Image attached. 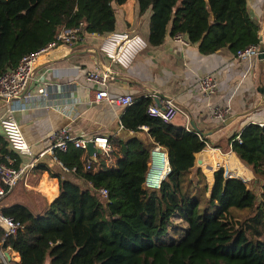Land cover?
<instances>
[{
  "label": "trees",
  "instance_id": "obj_1",
  "mask_svg": "<svg viewBox=\"0 0 264 264\" xmlns=\"http://www.w3.org/2000/svg\"><path fill=\"white\" fill-rule=\"evenodd\" d=\"M126 1L0 0V75L49 43L60 27L97 35L113 32L114 10ZM134 1L139 16L150 11V46L161 44L166 35L182 34L208 55L221 48L234 53L258 42L259 27L246 0ZM151 102L133 97L124 107L122 129L145 127L149 140L110 136L120 154L114 166L85 169L81 150L54 151L79 178L77 183L37 163L33 171L56 178L58 193L40 213L21 203L1 207L3 215L23 225L6 236L0 227V251L18 257L7 264H264V125L248 123L228 137L230 150L257 178L259 191L218 169L203 188L207 197L200 200L183 185L187 175L197 179L195 156L207 139L147 115ZM154 146L165 151L169 171L157 190H148L143 179ZM5 157L14 158V166L20 163L0 131V161Z\"/></svg>",
  "mask_w": 264,
  "mask_h": 264
},
{
  "label": "crops",
  "instance_id": "obj_2",
  "mask_svg": "<svg viewBox=\"0 0 264 264\" xmlns=\"http://www.w3.org/2000/svg\"><path fill=\"white\" fill-rule=\"evenodd\" d=\"M246 7L259 27L260 37L264 34V0H246ZM149 14L150 11H145L139 16L134 0H127L114 10L113 31L138 35L145 42L144 47L134 52L125 69L109 63L98 52V44L106 34L85 33L83 40L58 46L44 55L34 68V77L42 74L40 81L44 82L47 96L30 100L19 94L13 101L19 108L13 112V117L31 153L35 155L47 149L51 144L50 134L62 128L71 136L85 134L104 135L108 139L114 136L119 139L135 137L142 142L149 140L144 127L136 132L122 129L119 117L123 106L92 99L95 85L85 77L87 72L95 70L107 74L106 90L110 98L125 94L132 98L149 97L152 102L155 98H173L182 113L170 123L184 127L188 119L189 127L192 122L207 139V144L195 156L194 172L205 176L208 172L205 167L218 162L224 165L226 175L237 176L234 174L238 169L248 167L230 150L228 137L245 124L264 125V58L239 62L227 48L202 55L196 44L183 45L168 35L161 44L150 46L146 42ZM182 39L186 37L183 35ZM204 75H211L216 82L215 91L209 95L199 89V79ZM31 86L32 83L28 88ZM215 106L227 109L222 121L211 116V108ZM6 107V101L0 98V117L5 115ZM109 143V158L100 161L97 160L99 155L91 159L84 154L82 160L92 161V170L111 164L120 154L112 140ZM40 162L61 177L79 182L70 171H62L48 153ZM207 178L211 181L212 173L206 175ZM57 189L56 178L48 177L45 171L37 174L32 170L26 186L16 185L1 204L21 203L32 212L40 213L45 204L57 196ZM9 257L14 262L18 260L16 253H9Z\"/></svg>",
  "mask_w": 264,
  "mask_h": 264
},
{
  "label": "built area",
  "instance_id": "obj_3",
  "mask_svg": "<svg viewBox=\"0 0 264 264\" xmlns=\"http://www.w3.org/2000/svg\"><path fill=\"white\" fill-rule=\"evenodd\" d=\"M84 35L85 33L80 27H60L49 43L24 55L20 58L13 69L0 75V98L4 99L7 105L5 115L0 117V131L7 142L9 149L20 158V163L16 166L12 165L14 158L5 157V162L0 161V227L3 229L5 236L15 235L17 231L22 229L23 225L13 217L5 216L1 213V201L16 185L21 184L26 186L33 168L40 162L44 154L48 153L52 161H54L64 172L71 170L62 166L55 158L54 151L56 150L62 153L66 152L69 147L81 150L82 155L80 160L83 162L85 169H92L88 159H85V161L82 160L83 155L87 154L86 146L88 143H92L95 149L98 150V153H92L91 159H95L98 155H102L104 158H109L111 148L108 137L104 135L89 136L85 134L71 136L65 128L53 131L49 137L51 140L50 146L34 155L31 153L20 128L13 117V112L19 109L18 105H15L13 101L21 91L24 90V88L28 89H26V92L23 94L27 99H44L47 96L46 88L43 86L44 82L40 81L42 74L34 77V68L44 55L58 46H69L75 42L81 41L84 39ZM182 36V34H177L174 36V39L181 44L186 45L187 41L183 40ZM144 46L145 42L138 35L128 34L127 32L122 31H113L102 38L98 44L97 50L109 61V63L116 65L121 69H125L129 66L134 52ZM260 47H262V55L264 58L263 33L260 35V40L256 44L237 49L233 53V57L239 62L255 61L258 59L257 55ZM85 78L88 82L95 85L92 90L93 100H105L123 107L132 103V97L128 94L119 95L114 98L109 97L106 90L108 78L106 73H98L95 70H92L86 73ZM30 83H32L33 86L28 88ZM198 84L199 89L204 95H209L216 89V82L211 75H204L201 77ZM145 112L147 115L156 117L165 123H170L178 114L182 113L175 100L171 97L158 100V102H151L146 107ZM226 114L227 109L225 108L216 106L211 108V116L219 121H222ZM184 128L188 131L191 130L188 119L185 122ZM235 139L238 140L237 135L235 136ZM162 168L163 172H160V169ZM205 168L210 173L222 169L225 177H236L226 175L228 173L226 171L224 172V165L218 162L211 163ZM168 171L169 168L165 151L159 146H154L149 151L143 186L148 190H157L160 186L161 180L165 177ZM99 193L102 197H105L106 190L101 188L99 189ZM0 261L3 264H7L3 252L1 251Z\"/></svg>",
  "mask_w": 264,
  "mask_h": 264
},
{
  "label": "rangeland",
  "instance_id": "obj_4",
  "mask_svg": "<svg viewBox=\"0 0 264 264\" xmlns=\"http://www.w3.org/2000/svg\"><path fill=\"white\" fill-rule=\"evenodd\" d=\"M129 11L130 10H128V12ZM97 160L103 161L104 158L102 155H99ZM114 164H115V161L112 160L111 164H106L105 166H114ZM247 169L249 170V168H247ZM247 169L244 170V169L240 168L236 171V173L234 175H237L236 176L237 178H240L243 181H245L247 187L254 188V191L257 190V192H258L259 191V186H258L259 183L256 180L257 178L252 174V172L250 170H249L250 171L249 172ZM224 172H225V169H224ZM207 173L211 174L210 172H207ZM207 173H206V175H209ZM192 174H193V172H192ZM206 175L204 176L203 174L199 173L197 179L194 178L192 175L185 176L183 187L185 189H187V191L189 190L191 194L199 195V199L202 200V198L207 197V195H208V192L207 191L205 192L203 190V188H205V185L209 186L211 183L209 178L206 179ZM188 176L190 179L192 178V181H189ZM201 205H202V203H200L199 206L201 207ZM35 213H37V212H35ZM261 239H264V234L262 235Z\"/></svg>",
  "mask_w": 264,
  "mask_h": 264
},
{
  "label": "water",
  "instance_id": "obj_5",
  "mask_svg": "<svg viewBox=\"0 0 264 264\" xmlns=\"http://www.w3.org/2000/svg\"><path fill=\"white\" fill-rule=\"evenodd\" d=\"M259 40H260V37L258 36V41H259ZM257 58H258V59H262V58H263V55H262V47L259 48V53H258V55H257ZM26 89H27V88H24V90L21 91L20 94L23 95V94L26 92ZM153 101H154V102H158V100H157L156 98H155ZM190 126H191V128H192L193 130H195L196 132H199V131L195 128V126L193 125L192 122L190 123ZM199 133H200L201 135H203V133H201V132H199ZM203 136H204V135H203ZM86 152H87V155L91 158L92 153H94V152L98 153V150L95 149V147L93 146L92 143H88L87 146H86ZM3 255H4V258H5L6 261H9V260H10L9 254H8L7 252H3Z\"/></svg>",
  "mask_w": 264,
  "mask_h": 264
},
{
  "label": "bare ground",
  "instance_id": "obj_6",
  "mask_svg": "<svg viewBox=\"0 0 264 264\" xmlns=\"http://www.w3.org/2000/svg\"><path fill=\"white\" fill-rule=\"evenodd\" d=\"M162 167V166H161ZM160 172H163V168L162 169H160ZM159 174V173H158Z\"/></svg>",
  "mask_w": 264,
  "mask_h": 264
}]
</instances>
